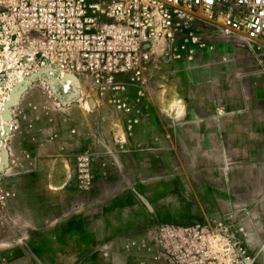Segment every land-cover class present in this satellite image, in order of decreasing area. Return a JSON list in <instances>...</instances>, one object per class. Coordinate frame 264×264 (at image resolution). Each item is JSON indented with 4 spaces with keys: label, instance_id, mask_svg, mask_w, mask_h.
Wrapping results in <instances>:
<instances>
[{
    "label": "rangeland",
    "instance_id": "374dc122",
    "mask_svg": "<svg viewBox=\"0 0 264 264\" xmlns=\"http://www.w3.org/2000/svg\"><path fill=\"white\" fill-rule=\"evenodd\" d=\"M190 33L206 46L194 45ZM154 45L139 102L141 122L148 125L132 134L125 116L99 100L91 77L81 76L65 93L80 92L84 110L114 131L111 147L126 154L117 158L123 192L137 191L150 218L130 225L143 226L144 235L86 238L78 251L72 250L76 240L65 238L72 249L64 252L57 250L55 235L22 236L17 252L0 248V264H177L159 236L160 224L225 226L252 264H264V44L196 22L175 36L162 32ZM137 92L130 86L134 102ZM110 222L114 233L124 225ZM6 237L0 229V243Z\"/></svg>",
    "mask_w": 264,
    "mask_h": 264
},
{
    "label": "built area",
    "instance_id": "2783aa9c",
    "mask_svg": "<svg viewBox=\"0 0 264 264\" xmlns=\"http://www.w3.org/2000/svg\"><path fill=\"white\" fill-rule=\"evenodd\" d=\"M196 22L264 44V0H0V214L14 197L3 183L7 143L19 129L14 109L30 85L91 77L99 100L125 116L132 134L141 124L154 39ZM190 40L206 46L193 33ZM130 86L138 89V102ZM76 176L82 190L92 188L89 154L76 158ZM157 230L177 264L253 263L225 226L160 224Z\"/></svg>",
    "mask_w": 264,
    "mask_h": 264
},
{
    "label": "crops",
    "instance_id": "0c3cea01",
    "mask_svg": "<svg viewBox=\"0 0 264 264\" xmlns=\"http://www.w3.org/2000/svg\"><path fill=\"white\" fill-rule=\"evenodd\" d=\"M51 87L33 83L14 109L19 129L10 137L5 157V185L14 197L0 214V229L7 236L0 248L17 252L22 236L55 235L61 252L72 249L65 238H74L72 250L78 251L87 246L86 238L143 236L144 227L132 228L130 222H143L149 214L137 191L123 192L119 173L123 166L117 158L126 154L111 147L114 131L107 130L95 112L84 110L80 92L64 100L63 93ZM141 123L148 125L145 120ZM84 154L92 158L90 190H82L76 176V158ZM111 220L124 225L114 233ZM55 222V233L50 234Z\"/></svg>",
    "mask_w": 264,
    "mask_h": 264
},
{
    "label": "bare ground",
    "instance_id": "6f19581e",
    "mask_svg": "<svg viewBox=\"0 0 264 264\" xmlns=\"http://www.w3.org/2000/svg\"><path fill=\"white\" fill-rule=\"evenodd\" d=\"M70 79V81L69 80H65V81H60V83H62V84H60V83H57L56 81H54V80H52V81H49V85L50 86H52L54 89H56V88H58V90H60L63 94V99L64 100H67V96H65V93H69V91L71 92V88H72V86H71V83L73 84H75V86H78L77 84H76V81H75V79L74 78H69ZM73 89V88H72ZM192 130H193V127H192ZM196 135V134H195ZM192 139H195V138H191V139H189V141L190 140H192ZM198 141V140H197ZM198 143V142H197ZM220 157V156H219ZM194 165V164H193ZM221 164H220V162H218V161H216L215 162V165L214 166H216V167H218V166H220ZM187 171V170H186Z\"/></svg>",
    "mask_w": 264,
    "mask_h": 264
},
{
    "label": "water",
    "instance_id": "95a60500",
    "mask_svg": "<svg viewBox=\"0 0 264 264\" xmlns=\"http://www.w3.org/2000/svg\"><path fill=\"white\" fill-rule=\"evenodd\" d=\"M75 81H76V84L78 85V80H77V79H75ZM16 100H18V97H16Z\"/></svg>",
    "mask_w": 264,
    "mask_h": 264
}]
</instances>
